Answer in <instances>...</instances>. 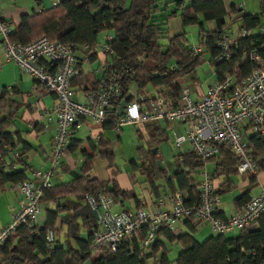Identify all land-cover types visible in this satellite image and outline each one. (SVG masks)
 <instances>
[{
    "label": "trees",
    "instance_id": "16d2710c",
    "mask_svg": "<svg viewBox=\"0 0 264 264\" xmlns=\"http://www.w3.org/2000/svg\"><path fill=\"white\" fill-rule=\"evenodd\" d=\"M107 1L112 6L98 5L95 0H87L83 5L79 4V0H62L56 7H47L24 16L19 25H14L13 32V39L23 44L47 36L52 42L87 47L98 42L100 34L107 32L113 36L110 42L113 56L106 62L105 72L120 76L122 92L106 108L107 121L100 125L101 135L103 129H114L118 119L117 108L122 100L131 102L143 94L146 97L157 95L175 105L179 104L183 80H196L206 61L205 54L210 56L216 78L221 80L224 74H230L234 84H238L257 67L255 61L249 58L252 50L264 62V36L260 29L256 31V28L264 26V0H258V13H247L234 3L226 5L225 0H190L185 6L181 5L182 0L176 1L182 23L198 27L201 35L199 52L190 47L184 34H168L164 22L156 17L161 10L157 0H130L128 7L120 0ZM37 5L40 6L39 0ZM243 31L248 33L247 36H241ZM225 34L235 35L237 44L230 59L217 62V43ZM101 81L79 67L72 87L87 90L91 86H98ZM132 86L136 88L131 92ZM4 90L0 95V143L15 147L14 138L8 129L19 107L7 99L8 90ZM159 122L143 124L147 135L146 146L136 148L138 161H130L133 172L144 177L152 194L156 195L159 191L156 182L164 181L172 192L186 191L190 201H196L199 195V173L207 170L208 163L214 164V170L209 173L210 178L213 175L224 176V186L232 182L231 176L238 175V156L223 147L204 163L196 161L189 151L178 152L175 154L177 168L172 174H167L159 164V146L169 140V135ZM136 133L139 138L144 137V132L139 128ZM101 135L97 142L91 137L84 142L71 139L68 148L73 150L81 147L83 155L79 173L72 180L52 185L43 192L40 202H53L55 209L46 210V222L43 226H36L35 234L26 225L17 227L0 245V264H84L87 261L90 264H261L264 261V215L256 220L254 228L243 230L236 237L213 234L203 242H198L193 234L201 222L185 220L182 223L187 232L176 234L161 227L149 247L139 245L144 236V232H141L137 238L123 243L113 253L103 252L92 256V236L98 223L93 210L86 203V195L102 192L114 203L133 199L138 207L142 205V201L133 193L122 191L117 184L109 185L89 177L91 161L95 156L113 161L114 147L109 138ZM248 140L249 149L251 145L264 148V139L258 135H252ZM22 151L19 150L20 157L17 158L21 162L24 160ZM250 155L257 163L254 152L250 151ZM6 158L0 157L1 185H16L28 179L26 168L8 170L7 167L11 168L14 162ZM243 175L248 176L251 186L256 183V175ZM249 198L247 190L235 203L238 206L245 205ZM50 229L56 231L52 250L46 244ZM82 230L86 235H82ZM166 244L181 247L176 259H169L170 251Z\"/></svg>",
    "mask_w": 264,
    "mask_h": 264
},
{
    "label": "built area",
    "instance_id": "2783aa9c",
    "mask_svg": "<svg viewBox=\"0 0 264 264\" xmlns=\"http://www.w3.org/2000/svg\"><path fill=\"white\" fill-rule=\"evenodd\" d=\"M87 0H79L83 5ZM38 11L47 7H56L58 0H39ZM98 5L112 6L107 0H95ZM13 26L5 18L0 7V54L6 62H11L33 78L34 87H42L54 94L56 102L51 113L55 117L56 131L52 139L51 152L41 165L32 170V177L15 185L21 195L19 210L11 221L0 230V245L19 226L26 225L31 233H37V218L41 214V197L52 186L51 178L62 159L75 133L87 120L96 125L107 121L106 108L115 102L122 92L120 76L107 74L106 64L96 71L102 77L98 86L85 92V101L74 97L72 80L78 74L80 65L87 64L96 55L113 56L110 42L113 36L105 32L99 42L92 47L77 46L72 43L52 42L47 36L23 44L13 39ZM264 36V26L260 28ZM243 31L241 36H247ZM237 40L225 34L218 43L219 53L215 61L230 59ZM264 47V44H263ZM199 52V48H194ZM79 55L81 58L79 59ZM249 58L257 67L238 84H234L230 74H224L221 80L208 86L199 99L194 101L186 85L181 86L180 103L175 105L157 95L146 97L139 94L136 99L126 102L122 114L114 124V145L126 126L137 128L146 123L168 121L183 123L184 131L174 135V143L181 150L188 143L196 161L204 163L216 155L220 147L232 151L239 158V175H257L258 166L250 155L249 143L242 137L240 126L248 122L252 131L264 139V62L259 54L252 50ZM107 62V61H106ZM8 90V89H7ZM5 90L0 91L3 93ZM97 139L96 135H92ZM20 154L12 144L0 143V157ZM199 195L196 201H190L186 191H175L159 198V204L167 207L157 210H112V200L102 192L87 194V205L97 213L98 228L93 232L91 243L92 256L106 252H115L120 245L144 236L139 245L149 247L156 239L161 227L174 231L175 224L185 220L205 222L215 235H227L235 229L247 230L256 225V220L264 215V186L260 194L253 196L240 212L228 218L218 217L217 211L221 197L216 192L209 172L199 173ZM190 201V202H189ZM52 203H49L50 208ZM56 241L55 229L46 235L49 250ZM152 264V263H151ZM264 264V261L261 262Z\"/></svg>",
    "mask_w": 264,
    "mask_h": 264
},
{
    "label": "crops",
    "instance_id": "0c3cea01",
    "mask_svg": "<svg viewBox=\"0 0 264 264\" xmlns=\"http://www.w3.org/2000/svg\"><path fill=\"white\" fill-rule=\"evenodd\" d=\"M59 4L62 0H58ZM125 7H128L130 4V0H120ZM158 4L161 7L160 12L156 15V17L164 22V28L168 32L169 35H178L184 34L190 47L192 49L199 48L200 42V33L198 31V27L196 26H186L182 23L178 5H176V1L178 0H166L165 2H161V0H157ZM190 0H182L181 5H186ZM173 3V4H171ZM230 3H234L238 6L244 8L247 13H258L246 11L244 2L237 3L234 0H225V4L228 5ZM259 5V3H258ZM0 7L2 12L7 20L14 25L17 26L20 24L22 18L26 15L31 14L34 11L38 12L37 0H32L31 3H22L20 4L17 0H0ZM209 26H213L210 23ZM262 26L256 28V31ZM172 33V34H171ZM232 35V34H231ZM235 37V35H232ZM103 37V34L98 36V42ZM165 43V42H164ZM81 55H79V59ZM205 63L201 67V71L198 73L196 80L184 79L182 85H186L190 92L191 97L194 101L198 100L200 95L206 91L208 86L212 85L218 79L216 78L215 70L210 63L209 54L204 55ZM111 60V56L107 55H96L93 57L87 64L80 65V68L85 72L95 76L97 79H102L99 75H97L96 71L102 64H106V61L109 62ZM79 73V70H78ZM93 87V86H91ZM8 89L7 99L18 105L17 116L15 117L13 123L9 127V132L12 134L15 141V148L19 152V150H23L24 160L18 161L17 157L13 154L7 155L8 161L14 162L12 167H7L8 170H20L26 168V174L28 178L32 177V170L39 167L43 161L47 159L51 152L52 139L56 131V121L54 115L51 113L52 108L56 102V98L54 94L45 91L42 87H34L33 78L27 73L23 72L19 67L14 65L11 62H6L3 55L0 54V91L3 89ZM90 88V87H89ZM135 86L130 88V91L135 90ZM85 92L86 90L74 88V97L80 102L85 101ZM82 96V98H81ZM119 117V116H118ZM161 120L159 123L163 128H166V131L169 135V129L173 128V134H179L184 131L183 123H172ZM153 123V122H152ZM165 123V124H163ZM144 125H141L135 129H140L144 132V136L147 139L146 131H144ZM83 127L86 128L85 138H78L76 132H78ZM130 127V126H126ZM122 128L123 129L126 128ZM134 128V127H132ZM240 131L242 137L250 143L248 140L250 136L255 135L252 131L248 122L242 123L240 126ZM121 132V134H122ZM250 132V133H249ZM183 133V132H182ZM47 134L48 139L45 140L44 136ZM92 135H96L98 137L95 142L99 140L101 135L100 125H96L93 121L87 120L81 127H79L72 139L77 141H86ZM102 137L109 138L111 141V145L114 147V157H115V136L113 129L106 130L103 129ZM170 137V135H169ZM121 138V135L117 138ZM187 145L185 152H191L190 145ZM63 159L62 165L59 167L62 174L60 176L55 177V182L52 185H58L61 183L68 182L74 178L76 174L79 173V170L83 163V155L81 152V147L70 150L67 148ZM79 151V157H73L75 152ZM250 151L254 152L255 158L257 159L259 171L256 175V183L251 186L249 182V178L246 175H233L231 176V183L228 186H224L223 182L225 177H216L211 176L213 183L216 187V190L219 192L221 197V204L219 206V210L217 211L218 217L225 219L230 217L236 212L242 211L244 208L243 205H236L235 200L239 198L244 192L249 191V197L256 196L261 193L264 186V148L259 146L251 145ZM68 152V154H67ZM160 153V150H159ZM182 153V152H181ZM160 155V154H159ZM113 157V160H114ZM137 160V159H136ZM113 162V161H112ZM112 162L107 159L101 158L99 156H95L91 161V169L88 173L91 179H96L99 182L107 183L109 185H113L114 183L119 186L122 191H127L129 193H133L139 201H142L141 207H138L137 203L133 199H125L123 202L114 203L112 201V210L118 212L122 210H137V209H146V210H157L159 208L167 207V203L165 206L159 204V198L165 197L166 195L172 193L171 188L166 185L164 181H157L156 185H158L159 191L156 195L152 194L149 189V185L147 182L144 188H137L134 184L136 181L133 176V170L130 175L122 173H118L115 169L112 168ZM160 162V161H159ZM98 168L96 170V166ZM101 169V172L99 173ZM206 169L209 173H212L214 170V164L208 163L206 165ZM167 172V171H166ZM167 174H172L167 172ZM68 175L69 178L66 177ZM122 175V176H121ZM210 175V174H209ZM112 183V184H110ZM110 198V197H108ZM249 198V199H250ZM22 199L21 195L16 191L15 185L12 183L0 184V230L5 227L10 221L12 216L19 210L20 200ZM111 199V198H110ZM112 200V199H111ZM49 202H41V214L37 218V225L43 226L46 222V210L55 209V204L51 202L53 205L50 208ZM87 203V202H86ZM94 212V211H93ZM95 216V215H94ZM97 219V218H96ZM59 222L57 227L59 228ZM184 228L187 232V228L184 226L182 222L175 224V230L177 228ZM211 228V227H210ZM174 230V232H175ZM197 231V230H196ZM242 230L235 229L231 233L227 234L228 237H236L238 236ZM82 235H86V232L82 230ZM177 234V233H176ZM194 235V234H193ZM213 233L209 236H212ZM208 236V237H209ZM207 237V238H208ZM195 238V237H194ZM196 240V239H195ZM199 242V241H198ZM167 243V242H166ZM167 247H171L173 245L166 244ZM179 246V245H178ZM180 247V246H179ZM181 247L178 251L180 252ZM170 254V253H169ZM178 255V254H177ZM176 255V257H177ZM175 258H170V260H174ZM84 264H90V261L85 262Z\"/></svg>",
    "mask_w": 264,
    "mask_h": 264
},
{
    "label": "rangeland",
    "instance_id": "374dc122",
    "mask_svg": "<svg viewBox=\"0 0 264 264\" xmlns=\"http://www.w3.org/2000/svg\"><path fill=\"white\" fill-rule=\"evenodd\" d=\"M20 4L22 3H31L32 0H17ZM166 0H161V2H165ZM237 3L244 2L245 4V9L246 11L250 12H257L259 10V5H258V0H234ZM173 4V3H171ZM104 34V33H103ZM172 34V33H171ZM165 42V40H164ZM187 80V78H186ZM82 98V96H81ZM165 124V123H163ZM173 129V128H172ZM170 128L169 129V140L165 141L160 144L159 150H160V163L164 167V169L167 172L173 173L176 168L177 164L175 161V154L178 152H185V149L187 147L186 144L182 145V149L179 150L176 148L175 143H174V134L173 131ZM86 131V128L83 127L80 129L78 132H76V135L78 138H85L86 136L84 135ZM183 132V131H182ZM250 133V132H249ZM45 140L48 139V135L45 134L43 135ZM140 146H146V137L139 138V136L136 133V129L132 127H126L123 129V132L121 134V138L117 139V145L115 146V157L112 162V168L115 169L118 173L130 175L132 173V167L130 164L131 160H135L137 158V150L136 148ZM68 151V150H67ZM68 154V152H67ZM75 155L73 157H79L80 152L77 151L74 153ZM138 161V160H136ZM98 168V165L96 166V170ZM101 172V169L99 173ZM62 174L60 168H57L54 172L53 177L51 178V182L54 184L55 182V177L58 175L60 176ZM122 176V175H121ZM133 176L135 178L134 184L137 185V188H144L146 186V183H143L144 177L140 175L138 172L133 173ZM67 178L68 175H66ZM112 184V183H110ZM141 190V189H140ZM186 230L182 227L177 228L175 230V233L180 234L185 232ZM211 234V228L210 225L203 222L200 223L197 226V231L194 233V237L197 241L203 242L208 236ZM169 249V256L170 258H175L176 255L178 254V251L180 247L175 244L171 247H168Z\"/></svg>",
    "mask_w": 264,
    "mask_h": 264
},
{
    "label": "water",
    "instance_id": "95a60500",
    "mask_svg": "<svg viewBox=\"0 0 264 264\" xmlns=\"http://www.w3.org/2000/svg\"><path fill=\"white\" fill-rule=\"evenodd\" d=\"M125 104H126V101H125V100H122V101L120 102V105H119V107L117 108V115H118V116H120V115L122 114V108L125 106ZM159 164L161 165L160 162H159ZM93 213H94L95 217L97 218V213H96L95 211H94Z\"/></svg>",
    "mask_w": 264,
    "mask_h": 264
}]
</instances>
